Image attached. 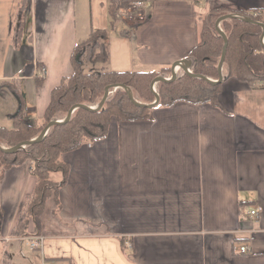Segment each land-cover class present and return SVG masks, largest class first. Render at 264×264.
<instances>
[{
	"label": "crops",
	"instance_id": "obj_1",
	"mask_svg": "<svg viewBox=\"0 0 264 264\" xmlns=\"http://www.w3.org/2000/svg\"><path fill=\"white\" fill-rule=\"evenodd\" d=\"M146 1L136 11L145 19H117L120 25L109 27L104 19L88 24L81 13L86 0H27L16 47L18 0H0V82L23 93L27 122L42 124L50 92L71 73L73 46L91 29L107 32L108 69L146 71L185 60L197 42V16L208 10L264 15V0ZM88 3L103 11L109 0ZM4 95L12 108L0 125L10 128L17 100ZM217 103L154 106L150 119L112 122L104 139L63 154L68 175L57 198L45 202L40 249L29 248L37 236L12 234L35 185L29 162L0 170V260L264 264V89L230 77L221 82ZM26 232H33L31 222Z\"/></svg>",
	"mask_w": 264,
	"mask_h": 264
},
{
	"label": "trees",
	"instance_id": "obj_2",
	"mask_svg": "<svg viewBox=\"0 0 264 264\" xmlns=\"http://www.w3.org/2000/svg\"><path fill=\"white\" fill-rule=\"evenodd\" d=\"M134 1L136 0H109L110 25L117 20L118 10L128 7ZM26 7L27 0H18L11 35L16 47L21 42ZM257 13L259 16L256 17L252 12L211 9L198 15L197 42L185 58L191 73L202 75L211 81L218 79L217 67L223 40L217 33L215 22L224 15H232L235 17L219 23L220 30L227 38L221 67L222 82L234 77L253 89H264V46L259 41L262 28L239 18L241 16L264 25L263 12ZM106 36L104 29H91L85 40L73 46L70 54L71 73L50 92L49 103L40 126L26 121L24 95L18 91V87L10 82H0V94L9 92L17 100L15 112L8 115L11 127L0 125V146L4 149H12L22 142L37 138L49 122L63 120L73 106H78L68 121L51 126L40 141L11 153L0 150L1 171L29 162V171L35 178L34 188L27 196L25 208L14 226L12 234L15 237L38 236L45 202L50 198H57L59 189L67 179L68 166L61 159L63 154L104 139L112 122L150 119L151 109L136 106L125 90L114 89V86L128 88L135 102L148 105L155 101L150 82L156 77L171 74L170 66L129 72L108 69L105 66L108 59L104 43ZM220 84L214 85L181 71L172 81L157 83L156 93L159 100L156 106L169 107L180 101L218 106ZM106 88H109L110 93L103 105L95 111L87 109L100 103ZM53 174L59 175L57 181L52 179ZM28 222L33 225L31 234L26 232Z\"/></svg>",
	"mask_w": 264,
	"mask_h": 264
},
{
	"label": "water",
	"instance_id": "obj_3",
	"mask_svg": "<svg viewBox=\"0 0 264 264\" xmlns=\"http://www.w3.org/2000/svg\"><path fill=\"white\" fill-rule=\"evenodd\" d=\"M235 16H232V15H224L220 18H218L215 22V28L217 30V33L221 36L222 40H223V47H222V52H221V57H220V61L218 63V67H217V72H218V79L216 81H211L209 79H207L206 77L202 76V75H197V74H192L191 71L189 70V63L187 60H182L180 62H177L175 64L172 65L171 67V76L170 78H163V77H156L152 83L150 84V89H151V92L154 94L155 96V101L151 104H140V103H137L134 101V99L132 98V94L131 92L129 91L128 88L122 86V85H116L114 86V89L115 88H122L123 90H125L128 94V97L130 98V100L138 107H145V108H148V109H151L153 108L154 106H156L158 104V95L156 92H154L153 90V86L154 84L158 83V82H170L172 81L173 79H175L176 77V74H175V69H180L182 72L186 73L187 75L191 76V77H195V78H199V79H202L208 83H211V84H219L222 82V72H221V67H222V63L224 61V56H225V51H226V47H227V38L225 36V34L220 30L219 28V23L221 21H224V20H227V19H231V18H234ZM245 20L246 22L248 23H251V24H256V25H259L261 28H262V32H261V35H260V38H259V41H260V44L262 46H264V43H263V37H264V25L260 24V23H257L251 19H243ZM109 88H106L105 89V93H104V96L102 98V100L100 101V103L96 106V107H92V108H87L91 111H95L97 109H99L104 101L106 100L107 96L109 95ZM78 106H73L67 113L66 117L63 119V120H60V121H51L49 122L42 130L41 132L39 133V135L37 136V138L33 139V140H30V141H27V142H22L20 144H18L17 146L13 147L12 149H4L3 147L0 146V150L3 151V152H7V153H11V152H14L20 148H23L24 146L26 145H30L32 143H35V142H38L40 141L46 134V132L48 131V129L51 127V126H54V125H58V124H62L66 121L69 120L70 118V115L71 113L73 112L74 109H76Z\"/></svg>",
	"mask_w": 264,
	"mask_h": 264
},
{
	"label": "built area",
	"instance_id": "obj_4",
	"mask_svg": "<svg viewBox=\"0 0 264 264\" xmlns=\"http://www.w3.org/2000/svg\"><path fill=\"white\" fill-rule=\"evenodd\" d=\"M147 7V1L146 0H136L132 2L128 7L126 8H121L118 10L116 17L117 19L123 20V21H134V22H139L145 19V16L141 13H136L137 10H144ZM253 16H259V13L253 12ZM239 18L244 19L243 17L239 16ZM177 69V68H176ZM175 69V70H176ZM38 73L40 75H45L46 74V69L45 68H39ZM257 212L256 211H251L249 216L251 219H254L257 217ZM10 238H5V242H9ZM42 247V239L40 237H33L29 240V248L31 250L34 249H40ZM246 248L245 247H240V252H245ZM43 264H49L44 262ZM54 264V263H52Z\"/></svg>",
	"mask_w": 264,
	"mask_h": 264
},
{
	"label": "rangeland",
	"instance_id": "obj_5",
	"mask_svg": "<svg viewBox=\"0 0 264 264\" xmlns=\"http://www.w3.org/2000/svg\"><path fill=\"white\" fill-rule=\"evenodd\" d=\"M83 6H82L81 13L82 12L85 13L86 21L88 22V24L91 22L92 19L94 21H96V23H98L97 21H100V20L104 19L105 23L107 22V25L110 27L111 16L109 15L107 8L103 9V11H100L98 6L94 5L92 7V11H91L90 4L88 3V0H86V2H84ZM115 22H117L115 27L120 25L119 24V20H116ZM180 72H181L180 69H176L175 70V74H178ZM170 76H171V74L169 76H166V77H163V78H167L168 79V78H170ZM152 81L150 82V84L152 83ZM156 88H157V83L154 84V86H153L154 92H156ZM11 108H12L11 99L9 97H5L4 94H0V115H2L3 121H5L4 120L5 113H7ZM4 123L5 122H2L3 126L5 125ZM52 176H53L52 179L55 180V181H57L59 179V175L58 174H53ZM0 264H7L5 257L1 256Z\"/></svg>",
	"mask_w": 264,
	"mask_h": 264
}]
</instances>
